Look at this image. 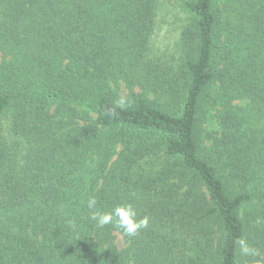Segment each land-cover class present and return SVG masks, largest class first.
<instances>
[{"label":"trees","instance_id":"1","mask_svg":"<svg viewBox=\"0 0 264 264\" xmlns=\"http://www.w3.org/2000/svg\"><path fill=\"white\" fill-rule=\"evenodd\" d=\"M177 1L167 62L158 0H0V264H264V0Z\"/></svg>","mask_w":264,"mask_h":264},{"label":"rangeland","instance_id":"2","mask_svg":"<svg viewBox=\"0 0 264 264\" xmlns=\"http://www.w3.org/2000/svg\"><path fill=\"white\" fill-rule=\"evenodd\" d=\"M229 5H231L229 0H215L214 11L220 19L222 17L220 20L222 24L229 13L227 10ZM191 23L190 16L183 11L177 0H158L155 28L147 52L148 58L152 61L159 57L167 62L176 60L181 50L182 37L191 27ZM237 105L238 108L245 107L247 101L239 102ZM211 127L215 129V125ZM252 209L253 207H249L248 211L251 212Z\"/></svg>","mask_w":264,"mask_h":264},{"label":"clouds","instance_id":"3","mask_svg":"<svg viewBox=\"0 0 264 264\" xmlns=\"http://www.w3.org/2000/svg\"><path fill=\"white\" fill-rule=\"evenodd\" d=\"M96 206V199L89 198L87 208L90 210V219L98 227L103 228L111 224L127 237L136 236L141 229L147 227V218H139L137 210L130 203L117 205L111 211H99Z\"/></svg>","mask_w":264,"mask_h":264}]
</instances>
